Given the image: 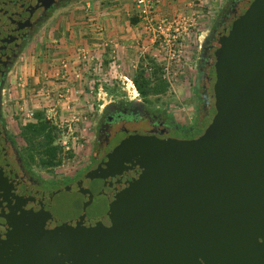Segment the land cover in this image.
<instances>
[{
  "label": "water",
  "instance_id": "water-1",
  "mask_svg": "<svg viewBox=\"0 0 264 264\" xmlns=\"http://www.w3.org/2000/svg\"><path fill=\"white\" fill-rule=\"evenodd\" d=\"M0 0L6 71L34 13ZM209 124L190 139L133 134L78 179L22 180L0 126V264H264V0L221 38Z\"/></svg>",
  "mask_w": 264,
  "mask_h": 264
},
{
  "label": "rangeland",
  "instance_id": "rangeland-1",
  "mask_svg": "<svg viewBox=\"0 0 264 264\" xmlns=\"http://www.w3.org/2000/svg\"><path fill=\"white\" fill-rule=\"evenodd\" d=\"M189 1V12L163 18L175 20L179 28L183 47L173 59L158 52V40L152 42L140 23L129 30L124 24L126 18L113 26L95 18L91 7L108 0H66L56 4L23 45L4 81L0 113L14 140L13 146L8 144L10 156L15 152L19 155L25 145L21 124L40 111L58 129L55 143L61 147V163L43 168L34 162L27 169L44 181L66 179L86 159L92 119L110 102L141 99L133 75L140 65L149 73L151 62L161 67L168 90L149 96L148 105L164 107L177 122L190 125L195 81L191 56L195 45L206 35L209 20L226 0ZM132 12L137 15L134 3ZM122 35L135 39L128 41ZM190 45L193 47L188 49ZM208 124L209 118L204 119L203 126Z\"/></svg>",
  "mask_w": 264,
  "mask_h": 264
},
{
  "label": "flooded vegetation",
  "instance_id": "flooded-vegetation-1",
  "mask_svg": "<svg viewBox=\"0 0 264 264\" xmlns=\"http://www.w3.org/2000/svg\"><path fill=\"white\" fill-rule=\"evenodd\" d=\"M64 1L66 0H57V5ZM252 1L253 0L222 1L215 15L208 22L206 35L197 46L195 45L194 55L191 56V63L194 65L193 71L195 72V81L193 82V89L191 91V95H193L194 98V106L192 108L194 114L193 117H191L192 120L189 123L190 125H187L186 122H177L167 110H164L166 109L164 107L162 109H157V107L149 106L147 101L143 98L110 102L90 123V140L85 161L75 169L72 175L67 176L66 179L64 178L49 184L45 183L40 178H36L30 174V171L23 164L17 152H15L13 156H10L8 151V158L16 168L22 180L37 189H57L78 179L88 169L97 164L105 154L130 135L150 134L159 137L190 139L202 132L206 127V125L203 126L204 119L209 118L210 122L215 112V63L222 45L221 38L233 26L235 21L240 18V15ZM57 5L54 4V6H50L47 9L40 8L34 13L31 20H39L33 23L28 35L22 39L16 51L17 56L14 58L10 67L20 55L23 45L31 38L34 29L39 27L40 23L49 15V11ZM191 47H193V45H190L188 49ZM10 67L7 69L6 75ZM0 126L4 128L7 134L6 138L2 140L3 143L7 147L8 144L13 146L14 140L11 136L8 137V133L2 123L1 113Z\"/></svg>",
  "mask_w": 264,
  "mask_h": 264
},
{
  "label": "trees",
  "instance_id": "trees-1",
  "mask_svg": "<svg viewBox=\"0 0 264 264\" xmlns=\"http://www.w3.org/2000/svg\"><path fill=\"white\" fill-rule=\"evenodd\" d=\"M133 22H135L134 19ZM150 67L151 71L146 74V68L140 65L132 79L138 93L146 101L149 100V96H159L168 90V83L161 76V67L153 62L150 63ZM57 132V127L40 111L33 114L32 120L21 124L20 135L25 145L19 152V156L26 167L34 162L43 168H51L61 163V147L55 143ZM8 137H10L9 134Z\"/></svg>",
  "mask_w": 264,
  "mask_h": 264
},
{
  "label": "crops",
  "instance_id": "crops-1",
  "mask_svg": "<svg viewBox=\"0 0 264 264\" xmlns=\"http://www.w3.org/2000/svg\"><path fill=\"white\" fill-rule=\"evenodd\" d=\"M87 4L89 5V3ZM106 4L99 5L102 6L103 8H99V6L94 8L91 7V8L93 9L92 12L96 15L94 17L95 18L99 17L100 19L102 18L104 22L107 24V26H113L119 24L121 18L123 19L126 18L124 24H126L129 30L130 29L133 30V27L140 26L141 23L139 22V20L138 22H136L138 18H136L135 16L137 15H133L132 12L133 10L132 0H108ZM189 5H191L189 0H158L155 7L156 17L158 19L160 18L170 19L176 15L184 14L186 12H189V9H191ZM133 19L135 21L133 22L134 24L132 23ZM140 30L142 31V28H140ZM122 36L128 39V41L135 39L134 36L132 39H130L131 37L127 35H122ZM49 76L50 75H47L48 79L50 78Z\"/></svg>",
  "mask_w": 264,
  "mask_h": 264
},
{
  "label": "built area",
  "instance_id": "built-area-1",
  "mask_svg": "<svg viewBox=\"0 0 264 264\" xmlns=\"http://www.w3.org/2000/svg\"><path fill=\"white\" fill-rule=\"evenodd\" d=\"M137 11V17L140 20L142 28L150 34V40L159 43L158 52L164 53L170 59H173L176 53L182 50V41L178 37V27L175 20L168 21L166 19L156 17V3L158 0H132ZM163 36V38H162ZM158 53H155L156 57ZM133 87V85H132Z\"/></svg>",
  "mask_w": 264,
  "mask_h": 264
}]
</instances>
